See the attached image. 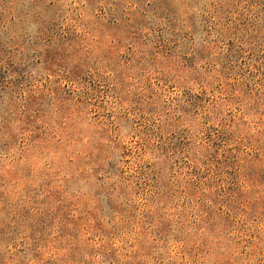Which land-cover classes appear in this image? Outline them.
Segmentation results:
<instances>
[{
	"label": "rangeland",
	"instance_id": "obj_1",
	"mask_svg": "<svg viewBox=\"0 0 264 264\" xmlns=\"http://www.w3.org/2000/svg\"><path fill=\"white\" fill-rule=\"evenodd\" d=\"M264 0H0V264H264Z\"/></svg>",
	"mask_w": 264,
	"mask_h": 264
},
{
	"label": "trees",
	"instance_id": "obj_2",
	"mask_svg": "<svg viewBox=\"0 0 264 264\" xmlns=\"http://www.w3.org/2000/svg\"><path fill=\"white\" fill-rule=\"evenodd\" d=\"M258 14H264V9H262V11L258 12Z\"/></svg>",
	"mask_w": 264,
	"mask_h": 264
}]
</instances>
